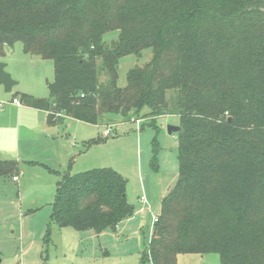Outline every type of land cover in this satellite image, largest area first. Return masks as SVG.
<instances>
[{"label":"trees","instance_id":"obj_1","mask_svg":"<svg viewBox=\"0 0 264 264\" xmlns=\"http://www.w3.org/2000/svg\"><path fill=\"white\" fill-rule=\"evenodd\" d=\"M17 42L53 61L50 96L22 100L50 123L179 116L178 180L142 261L216 253L220 264H264V0H0V57ZM148 49L119 85L121 59ZM6 175L19 163L0 156ZM59 175L46 241L54 225L101 233L133 216L117 170Z\"/></svg>","mask_w":264,"mask_h":264},{"label":"rangeland","instance_id":"obj_2","mask_svg":"<svg viewBox=\"0 0 264 264\" xmlns=\"http://www.w3.org/2000/svg\"><path fill=\"white\" fill-rule=\"evenodd\" d=\"M116 37L117 33H108L105 39L110 42ZM24 57H35L40 62L27 64ZM38 57L25 53L21 42L0 57L5 69L18 81L10 92L0 84V105L10 103L13 97L22 101L23 94L50 96L48 82L54 79L53 61ZM151 57L148 49L140 57L122 58L118 84L125 85L127 72ZM113 118L112 123L121 122L113 126L112 134L91 145L87 143L103 136L105 127L67 119L63 126L54 128L59 131V139L73 143L72 162L68 160L64 167L19 158L18 181L13 175L0 176V264H151L141 259L154 230L149 211L151 208L154 213L160 212L161 199L178 180V139L176 133H169L168 127L179 125L180 119L176 114L161 115L154 126L150 124L151 115L144 116L139 123ZM101 167L113 168L127 180V198L135 207L133 216L117 228L101 233L54 225L46 241L59 173ZM177 264H220V260L216 253H183L178 255Z\"/></svg>","mask_w":264,"mask_h":264},{"label":"crops","instance_id":"obj_3","mask_svg":"<svg viewBox=\"0 0 264 264\" xmlns=\"http://www.w3.org/2000/svg\"><path fill=\"white\" fill-rule=\"evenodd\" d=\"M34 58L24 57L23 61L27 64H30V62L39 64L37 62L40 61ZM15 98L17 97H13L10 103H2L3 105H0L1 158L28 159L25 160L27 162L33 161L29 159L34 158L52 167H55L58 163L61 167H64L68 163V160L72 158L73 143L65 141L63 137L59 139V131H55L54 128L63 126L67 119H77L65 117L61 123H50L47 120V111L28 106L18 98L20 104L15 103ZM119 122L106 125H93L105 127L106 129L107 126H114ZM103 137H105L104 134ZM20 173L22 174L23 170ZM18 180L19 175L16 181Z\"/></svg>","mask_w":264,"mask_h":264},{"label":"water","instance_id":"obj_4","mask_svg":"<svg viewBox=\"0 0 264 264\" xmlns=\"http://www.w3.org/2000/svg\"><path fill=\"white\" fill-rule=\"evenodd\" d=\"M5 67L6 64L0 62V84L5 87V91L10 92L13 86L18 84V81L12 78V75L5 69ZM180 129L181 127L179 125H170L168 127L169 133H177Z\"/></svg>","mask_w":264,"mask_h":264},{"label":"built area","instance_id":"obj_5","mask_svg":"<svg viewBox=\"0 0 264 264\" xmlns=\"http://www.w3.org/2000/svg\"><path fill=\"white\" fill-rule=\"evenodd\" d=\"M14 102L20 104V101H19L17 98L14 99ZM137 122L139 123L140 120H137ZM112 128H113L112 125H109V126L106 127L105 132H104V136H105V137H108V136H110V135L112 134V132H113V129H112ZM13 178H14V180H17V179H18V176H14ZM141 199L144 200V201H146V197H145V196H142ZM149 213L151 214L153 224L155 225V223H156V222L158 221V219H159L160 212H159V213H154V212L151 210V208H150Z\"/></svg>","mask_w":264,"mask_h":264}]
</instances>
